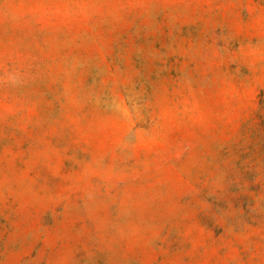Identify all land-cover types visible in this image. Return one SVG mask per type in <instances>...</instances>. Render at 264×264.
<instances>
[{
    "label": "rangeland",
    "instance_id": "rangeland-1",
    "mask_svg": "<svg viewBox=\"0 0 264 264\" xmlns=\"http://www.w3.org/2000/svg\"><path fill=\"white\" fill-rule=\"evenodd\" d=\"M0 264H264V0H0Z\"/></svg>",
    "mask_w": 264,
    "mask_h": 264
}]
</instances>
